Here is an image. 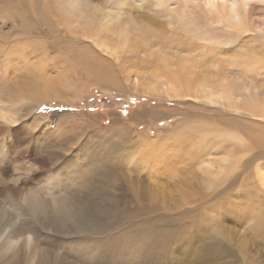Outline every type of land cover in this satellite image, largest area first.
<instances>
[{"label": "rangeland", "instance_id": "374dc122", "mask_svg": "<svg viewBox=\"0 0 264 264\" xmlns=\"http://www.w3.org/2000/svg\"><path fill=\"white\" fill-rule=\"evenodd\" d=\"M14 1L0 242L54 264H264V0H89L80 19L27 0L18 20ZM28 194L39 212L11 215ZM9 224L32 232L8 239Z\"/></svg>", "mask_w": 264, "mask_h": 264}, {"label": "bare ground", "instance_id": "6f19581e", "mask_svg": "<svg viewBox=\"0 0 264 264\" xmlns=\"http://www.w3.org/2000/svg\"><path fill=\"white\" fill-rule=\"evenodd\" d=\"M27 0H15L12 5L10 4V10L9 12L11 13L12 11H14V15L15 14H20V16L15 17V19L18 20V17H22L24 15V12H26V10H24V3ZM64 2L66 4H64L62 7H60V11L64 10L65 15L70 14L72 15V17H76L77 19L80 18H85L86 16H92L95 14L96 9H94V7L92 6V4L90 3L89 0H64ZM62 4V3H61ZM6 6V5H5ZM9 6V5H7ZM3 8V7H2ZM232 11L234 14H237L238 9L233 6L232 7ZM6 15V14H5ZM16 16V15H15ZM26 16V15H25ZM3 17V16H2ZM6 17V16H5ZM8 17V16H7ZM14 17V16H12ZM3 19V18H2ZM12 19L11 17H9V19H7L6 23L9 22V20ZM4 22V21H3ZM95 45H97V43H95ZM100 45V44H98ZM97 45V46H98ZM102 47V46H101ZM89 48L91 49V47L89 46ZM93 51V48H92ZM79 54V53H78ZM89 66V65H88ZM90 67V66H89ZM86 69V68H85ZM87 70V69H86ZM89 72V71H88ZM95 73V72H94ZM86 74V73H85ZM90 75V74H89ZM104 76V74H103ZM90 78V77H89ZM100 80H104V78L100 79ZM98 82V81H97ZM100 84V83H99ZM101 85V84H100ZM102 86V85H101ZM261 154L258 155V158H264V150L262 152H260ZM6 148L4 146H0V163H5V161H7L6 158ZM264 160V159H263ZM10 162V161H9ZM8 162V164H9ZM2 167V166H1ZM14 172L17 170L18 171V166L15 165L14 167ZM2 173V172H1ZM262 181V180H260ZM11 182L13 184H17L16 179H11ZM264 182V179H263ZM261 184V183H260ZM263 185V184H262ZM238 199L235 197L230 198L229 200L225 201L226 204H224V208L228 209V210H232L235 209L237 207L238 204ZM41 205L38 204H34V199H33V195L28 194L26 197V200L22 203V208H18L14 206L13 211L10 210L11 215H15L16 210H23L26 212V214H30V212H39V207ZM42 209V208H41ZM40 209V211H41ZM3 212V211H2ZM82 213V211H80ZM24 214V213H23ZM25 216V214H24ZM260 216V221L262 222V215ZM258 220V219H257ZM264 220V219H263ZM10 222V218H8V220L5 219V216L1 215L0 213V235L1 233L4 231V229L6 228V226L8 225V223ZM64 223L66 224L65 219H62L60 221V225L63 226ZM10 227V234L7 237L8 239H10L11 237H19V236H23L26 234H29V232H32V227L30 226V224H24L23 227L17 229L14 228L16 227L14 224H9ZM193 233V232H192ZM194 235V234H193ZM198 235V234H196ZM195 236V235H194ZM200 237V236H199ZM193 238V236H192ZM179 239V238H178ZM182 239V238H181ZM188 239V238H187ZM196 239V238H194ZM199 239V238H198ZM180 240V239H179ZM184 240V238H183ZM201 240V238L199 239ZM187 241V240H186ZM178 242V241H177ZM176 242V243H177ZM184 242V241H183ZM171 244V242H170ZM169 245V244H168ZM167 245V246H168ZM214 245H216L215 243H213L211 246L208 245L207 240L205 239L202 243L203 248H205V250L209 251L214 250ZM172 246V245H171ZM174 250V248H173ZM198 250V249H197ZM201 250V249H200ZM163 252V251H162ZM167 252V250H166ZM213 252V251H212ZM147 253V252H146ZM150 253V252H149ZM153 254L154 251L152 252ZM165 253V252H164ZM162 253V254H164ZM169 252H167L168 254ZM176 253V252H175ZM174 253V254H175ZM192 252H189V254ZM196 253V252H195ZM193 253L192 255V259L189 262H196V260L200 259L201 256L198 255V253ZM208 253V252H207ZM151 254V253H150ZM149 255V254H148ZM161 255V254H160ZM165 255V254H164ZM203 256H205L204 254H200ZM153 256V255H152ZM163 255H161L162 258ZM166 256V255H165ZM169 256V255H167ZM176 256V255H175ZM183 256V255H182ZM185 256H189L186 255ZM191 256V255H190ZM151 257V256H150ZM154 258V257H153ZM166 258V257H165ZM168 258V257H167ZM172 258V257H171ZM188 258V257H187ZM187 258H184L183 256V260L185 261V263L187 262ZM77 259H80V257H77ZM179 259V258H177ZM54 258H53V253L52 251H50V247H45L42 250H37V248L31 244V242L27 243L25 240L21 241L20 243H16V244H9V242L4 241V242H0V264H54ZM178 261V260H177ZM180 262V261H179ZM153 263V262H152ZM167 263V262H166ZM183 263V262H182ZM149 264V263H148Z\"/></svg>", "mask_w": 264, "mask_h": 264}]
</instances>
